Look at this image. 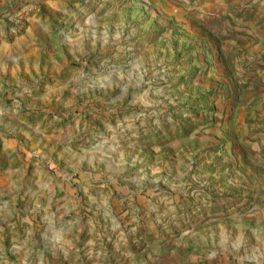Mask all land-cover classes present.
Instances as JSON below:
<instances>
[{
    "label": "rangeland",
    "instance_id": "374dc122",
    "mask_svg": "<svg viewBox=\"0 0 264 264\" xmlns=\"http://www.w3.org/2000/svg\"><path fill=\"white\" fill-rule=\"evenodd\" d=\"M0 264H264V0H0Z\"/></svg>",
    "mask_w": 264,
    "mask_h": 264
}]
</instances>
